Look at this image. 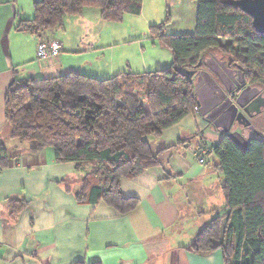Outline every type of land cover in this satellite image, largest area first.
<instances>
[{
  "label": "crops",
  "instance_id": "obj_1",
  "mask_svg": "<svg viewBox=\"0 0 264 264\" xmlns=\"http://www.w3.org/2000/svg\"><path fill=\"white\" fill-rule=\"evenodd\" d=\"M40 1L0 0V159L3 148L10 157L9 166L0 167V264H226L221 249L192 250L199 233L227 211L224 177L212 157L201 165L197 155L224 136L199 111L151 140L155 153L166 150L160 166L122 180L124 197L140 201L126 216L104 202L78 203L85 173L76 164H58L50 148L32 154L27 144L9 139L6 125V95L15 73L41 79L81 72L108 80L169 69L172 53L150 40L149 30L167 20L170 8L178 12L176 0H144L142 14L126 16L122 24L104 22L99 10L87 9L40 37L18 32ZM193 2V26L183 29L184 18L177 14L169 35L195 32L198 0ZM46 41L63 45L51 63L37 59V47ZM15 200L27 208L15 214ZM209 207L215 216L206 217Z\"/></svg>",
  "mask_w": 264,
  "mask_h": 264
},
{
  "label": "trees",
  "instance_id": "obj_2",
  "mask_svg": "<svg viewBox=\"0 0 264 264\" xmlns=\"http://www.w3.org/2000/svg\"><path fill=\"white\" fill-rule=\"evenodd\" d=\"M235 1L240 0H198L192 35H169V15L163 24L151 27L149 39L173 55L172 66L164 71L128 72L108 80L81 72L41 79H19L15 73L6 95L11 139L27 144L32 154L50 148L58 164H76L77 171L85 173L78 203L104 202L121 216L134 212L140 201L124 197L122 180L160 166L166 150L155 153L151 140L198 111L195 80L188 72L198 70L210 54L220 53L243 67L248 85L264 89V36L250 16L230 5ZM143 3L41 0L34 6V18L21 21L17 30L40 37L87 9L99 10L104 22L122 24L126 16H140ZM199 152L205 162L212 157L224 177L227 211L199 233L192 250L209 254L221 249L226 264H264V135L251 140L248 150L226 137ZM9 162L3 148L0 167ZM27 206L13 202L15 214Z\"/></svg>",
  "mask_w": 264,
  "mask_h": 264
},
{
  "label": "water",
  "instance_id": "obj_3",
  "mask_svg": "<svg viewBox=\"0 0 264 264\" xmlns=\"http://www.w3.org/2000/svg\"><path fill=\"white\" fill-rule=\"evenodd\" d=\"M231 6H233L236 9L241 10L248 16H250L253 20V25L255 30L257 31L258 34L264 36V0H240V1H235L230 3ZM209 62H216L215 59L213 58L212 60H207L205 62H201L199 64V68L206 67L208 71H192L188 72V74L191 77H194L196 79L195 82V96L197 100V106H198V111L202 113L204 119L206 116V112H204V103L206 102H211L216 99V95L218 94H224L222 87H226L227 83L230 82L233 85L235 83L230 79L228 76H226V72L224 69L220 71H216L215 68L209 64ZM233 63V59L229 60L228 65H231ZM222 66L230 71L229 67L227 66V63L223 62L221 63ZM235 67L237 70L241 73V82L240 84L242 85L241 89H244L242 92H239L237 102L234 103L233 99H229L230 103V111L233 110L234 112V117L230 120V125L233 126V124L236 122V120L239 122L240 120H244V126L245 128H249L250 131H252L256 135V139H259L262 137L261 133L252 125L251 119L253 116L251 115H246L243 113H239V108L243 109L245 108V105L248 103H255L259 99L263 98V92L260 91L257 88L252 89L251 87H247L245 78H244V73H243V67L239 64H236ZM223 73L224 75H222ZM205 79H207V85H205ZM217 79V80H216ZM211 88H210V87ZM216 91V93H215ZM250 91L255 92L256 94L254 95L253 98L249 99L246 101V104H243L241 101L245 99L247 93ZM205 92V93H204ZM204 95V98L203 96ZM214 98V99H213ZM205 99V100H204ZM254 99V100H253ZM252 104V105H253ZM246 114H248V111H245ZM260 114V112H258ZM229 115V114H228ZM230 129L224 130V133L228 135L227 137L236 145L238 146L241 150H248L250 141L247 140L241 133L239 132H234L230 133Z\"/></svg>",
  "mask_w": 264,
  "mask_h": 264
},
{
  "label": "flooded vegetation",
  "instance_id": "obj_4",
  "mask_svg": "<svg viewBox=\"0 0 264 264\" xmlns=\"http://www.w3.org/2000/svg\"><path fill=\"white\" fill-rule=\"evenodd\" d=\"M213 58L215 59L216 62H209V64L212 65L216 71H220V70L224 69V71L226 72V76H228L230 79H232V81L235 83V85L228 82L227 86L225 88L222 87L223 92H224L223 95L218 94V95H216L217 97L215 100H213L211 102L204 103V107H203L204 109L203 110H204V112H206L205 122L209 126H213L214 128L218 129V131L221 134H223L224 139L228 136L224 133V130H228V129L231 130L230 133H234V132L241 133L247 140L256 139L257 138L256 135L252 131H250L249 128L243 127L244 123H245L244 120H240L239 122L236 120V122L233 124V126L230 125L231 124L230 120L234 117V112H233V110L230 111L231 105L229 103V99L230 98L233 99L234 103L237 102L239 92L240 91L242 92L244 90V89H241L242 85L240 84L241 73L235 67V65L237 63L233 62L231 65H228L230 59H228V62H227L225 56L218 55V54H210L209 56H207L204 59L203 62L210 60V59L212 60ZM223 62L227 63V66L229 67L230 71H228L227 69H225L222 66L221 63H223ZM194 71H196V72L201 71L202 72V71H208V69L206 67H202V68L198 67V70H194ZM243 73H244V70H243ZM221 74L224 75L223 73H221ZM194 80L196 82L195 78H194ZM205 83H206L205 85H207V79H205ZM247 87H251L252 89L257 88L261 91V89L257 86H251V85L247 84ZM215 93H216V91H215ZM255 94H256L255 92L250 91L249 93H247L245 99L242 100L241 102L243 104H246L245 102L248 101L249 99L253 98ZM202 96L204 98V95H202ZM252 104L253 103L251 102V103H248L247 105H245V108H243V109L239 108V113H243V114H245V116L246 115L253 116V118L250 121H251L252 125L257 129V127L254 125V121L264 114V93H263V98L256 101L253 105ZM245 111H248V114H246ZM258 112H260V114H258Z\"/></svg>",
  "mask_w": 264,
  "mask_h": 264
},
{
  "label": "rangeland",
  "instance_id": "obj_5",
  "mask_svg": "<svg viewBox=\"0 0 264 264\" xmlns=\"http://www.w3.org/2000/svg\"><path fill=\"white\" fill-rule=\"evenodd\" d=\"M194 1H197V0H194ZM176 3H178V6H179L178 12L175 9L170 8L169 16L171 15L170 16L171 19L173 17L175 20H178L180 17H177V14L179 16L182 15L184 18L182 28L186 29V27H188V28L192 27L193 24L190 22V13H191V11H193L192 15L195 13L193 0H176ZM172 6H173V4H172ZM171 11L173 14H171ZM184 32H186V31H184ZM217 54L221 55L220 53H217ZM226 60L228 62V58H226ZM260 89L262 92H264V89H262L261 87H260ZM254 125L257 127L258 131L260 133H262V135H264V114L254 121ZM8 135H9V139H11V135H10L9 130H8ZM207 209H208V212L206 214V217H210L211 215H213V216L216 215V214H213L214 209L212 207H209Z\"/></svg>",
  "mask_w": 264,
  "mask_h": 264
},
{
  "label": "built area",
  "instance_id": "obj_6",
  "mask_svg": "<svg viewBox=\"0 0 264 264\" xmlns=\"http://www.w3.org/2000/svg\"><path fill=\"white\" fill-rule=\"evenodd\" d=\"M62 43L59 41H46L41 42L37 47V59L42 63H51L56 61L62 53ZM205 152H202V155ZM201 165L205 164V158L202 156L198 158Z\"/></svg>",
  "mask_w": 264,
  "mask_h": 264
}]
</instances>
